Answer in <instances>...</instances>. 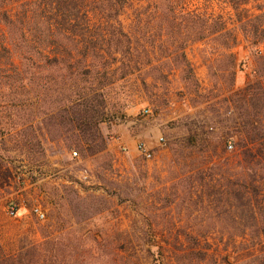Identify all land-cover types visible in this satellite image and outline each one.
<instances>
[{"label":"rangeland","instance_id":"374dc122","mask_svg":"<svg viewBox=\"0 0 264 264\" xmlns=\"http://www.w3.org/2000/svg\"><path fill=\"white\" fill-rule=\"evenodd\" d=\"M259 4L261 0H253L246 8L257 13L253 7ZM214 9L231 18L226 0L215 1ZM239 39L231 50V89L225 72L220 79L207 69V61L226 55L208 54L210 42L186 49L197 85L181 80L183 73L176 69L163 70L166 80H152L156 71L145 67L144 90L137 72L121 86H110L105 116L97 125L101 139L88 150L62 110L67 89L59 81L64 71L40 66L25 71L19 56L13 53L9 60L0 49L2 252L11 255L42 245L46 250L39 262L47 257L48 264H158L161 255L163 264H177L176 255L190 251L198 253L193 264H264L261 245L239 237L227 241L233 230L223 216L216 218L206 189L199 187V161H181L187 152L195 159L200 152L199 145L182 147L192 124L202 139L223 134L224 125H230V93L254 78L258 54ZM84 91L90 93L87 85ZM225 139L227 152L234 149L232 138ZM213 173L220 181L228 176L224 167ZM187 178L193 192L184 200ZM199 196L204 201L195 204ZM33 206L40 207L44 219L34 216ZM10 208L15 211L11 215ZM184 233L194 235L195 242L185 240Z\"/></svg>","mask_w":264,"mask_h":264},{"label":"trees","instance_id":"16d2710c","mask_svg":"<svg viewBox=\"0 0 264 264\" xmlns=\"http://www.w3.org/2000/svg\"><path fill=\"white\" fill-rule=\"evenodd\" d=\"M215 1L21 0L19 4L20 0H0V49L9 60L13 53L19 56L25 62V71L38 66L64 71L59 81L67 89L62 110L88 150L90 144L101 139L97 125L103 122L110 86H121L137 72L142 74L138 82L144 90L145 75L149 74L145 67L156 71L152 80H166L163 70L176 69L183 73L181 80L197 85L186 49L210 42L213 45L206 50L208 54L225 51L226 55L223 60L207 61V69H213L211 75L220 79L223 75L219 74L225 72L227 88L231 89L235 73L231 50L241 37L258 54L254 78L230 93L232 111L226 119L230 125H224L223 134L202 139L192 124L182 147L199 145L200 152L197 159L193 152H187L181 155V161H199V187L206 189V198H210L207 202L217 212L216 218L223 216L233 230L227 233V241L234 243L239 237L261 245L264 252V0L253 7L257 13L246 8L253 0H226L232 12L229 19L215 11ZM86 85L90 93H85ZM225 136L234 142V149L228 152ZM222 167L228 176L222 181L213 179V171ZM203 171L210 173L206 176ZM185 180L184 200L193 192L190 178ZM198 198L195 204L204 201ZM183 236L195 242L191 233ZM55 246L51 245L52 250ZM45 250L41 245L5 255L0 249V264H48L44 256L39 262ZM65 252L66 247L60 254ZM197 254L190 251L176 255L175 261L193 264ZM200 254L205 259V254ZM160 257L158 264H163Z\"/></svg>","mask_w":264,"mask_h":264},{"label":"built area","instance_id":"2783aa9c","mask_svg":"<svg viewBox=\"0 0 264 264\" xmlns=\"http://www.w3.org/2000/svg\"><path fill=\"white\" fill-rule=\"evenodd\" d=\"M232 147V145L230 143L227 144V148L230 149ZM138 150L146 157V158H149L150 154L149 152L143 147V145H138ZM15 211L13 208H10L9 209V214H13ZM31 212L34 214V216L39 219V220H42L44 219V212L40 209V207L38 206H33L31 208Z\"/></svg>","mask_w":264,"mask_h":264}]
</instances>
